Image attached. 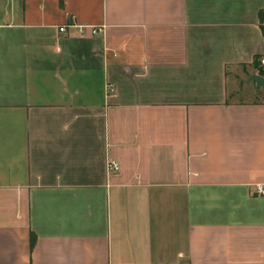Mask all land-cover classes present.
<instances>
[{"label": "crops", "instance_id": "1", "mask_svg": "<svg viewBox=\"0 0 264 264\" xmlns=\"http://www.w3.org/2000/svg\"><path fill=\"white\" fill-rule=\"evenodd\" d=\"M261 12L0 0V264H264Z\"/></svg>", "mask_w": 264, "mask_h": 264}, {"label": "built area", "instance_id": "2", "mask_svg": "<svg viewBox=\"0 0 264 264\" xmlns=\"http://www.w3.org/2000/svg\"><path fill=\"white\" fill-rule=\"evenodd\" d=\"M66 28H67L66 26H61L59 28V30H60V32H64V31H66ZM101 31H102L101 28H93L92 29V32L94 34L100 33ZM262 63L264 64V59L262 60ZM118 168H119V163L117 161H109L108 164H107V169H108L109 172L115 171ZM256 192L258 194L264 195V184H257L256 185Z\"/></svg>", "mask_w": 264, "mask_h": 264}, {"label": "rangeland", "instance_id": "3", "mask_svg": "<svg viewBox=\"0 0 264 264\" xmlns=\"http://www.w3.org/2000/svg\"><path fill=\"white\" fill-rule=\"evenodd\" d=\"M254 68H255L256 70H258L259 72L263 71V68H262V65H261V62H260V61H258L257 63H254ZM240 70H241V69H240ZM241 74H242V71H241ZM241 74H240V76L238 77V79H239V82L241 81L242 84H243L244 80H243V76H241ZM240 79H241V80H240ZM258 96H259V95H258ZM243 98H251V96L243 95Z\"/></svg>", "mask_w": 264, "mask_h": 264}, {"label": "water", "instance_id": "4", "mask_svg": "<svg viewBox=\"0 0 264 264\" xmlns=\"http://www.w3.org/2000/svg\"><path fill=\"white\" fill-rule=\"evenodd\" d=\"M252 79H254L258 85V87H261L264 85V77L261 75H254L252 76Z\"/></svg>", "mask_w": 264, "mask_h": 264}, {"label": "trees", "instance_id": "5", "mask_svg": "<svg viewBox=\"0 0 264 264\" xmlns=\"http://www.w3.org/2000/svg\"><path fill=\"white\" fill-rule=\"evenodd\" d=\"M260 21H261V24H262V28L264 29V14H263V12L260 13ZM259 58L260 57H256L254 63H257L260 60ZM260 74H263L264 75V70L261 71Z\"/></svg>", "mask_w": 264, "mask_h": 264}]
</instances>
